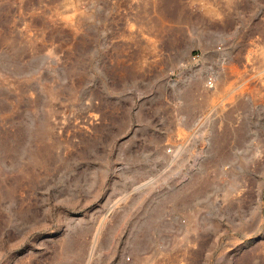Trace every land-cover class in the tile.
I'll return each instance as SVG.
<instances>
[{
  "label": "rangeland",
  "instance_id": "374dc122",
  "mask_svg": "<svg viewBox=\"0 0 264 264\" xmlns=\"http://www.w3.org/2000/svg\"><path fill=\"white\" fill-rule=\"evenodd\" d=\"M0 264H264V0H0Z\"/></svg>",
  "mask_w": 264,
  "mask_h": 264
}]
</instances>
